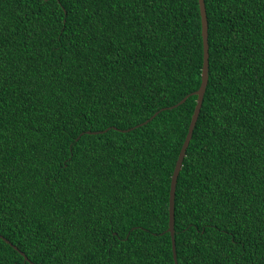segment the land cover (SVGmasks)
<instances>
[{
	"label": "trees",
	"instance_id": "trees-1",
	"mask_svg": "<svg viewBox=\"0 0 264 264\" xmlns=\"http://www.w3.org/2000/svg\"><path fill=\"white\" fill-rule=\"evenodd\" d=\"M204 4L176 260L264 264V0ZM202 58L197 0H0V264H174Z\"/></svg>",
	"mask_w": 264,
	"mask_h": 264
},
{
	"label": "water",
	"instance_id": "water-1",
	"mask_svg": "<svg viewBox=\"0 0 264 264\" xmlns=\"http://www.w3.org/2000/svg\"><path fill=\"white\" fill-rule=\"evenodd\" d=\"M198 1V8H199V14H200V22H201V36H202V46H203V58H202V69H201V83L199 88L191 93V95L196 96L195 101V107L193 110V113L190 118V122L187 128V133L184 138V141L181 145V148L179 150V153L177 155V159L174 165V169L170 178V187H169V197H168V228L167 232L170 234L171 237V247H172V256L174 264H177L176 260V252L175 255H173V246L175 245V239H174V197H175V188H176V182L177 177L180 172L182 162L185 156L186 149L188 147V144L191 140L192 133L196 124V121L199 116V112L201 109L204 93L206 90L207 82H208V64H209V47H208V33H207V18H206V11H205V4L204 0H197ZM207 50V51H206ZM188 96L184 97L178 104L172 106L175 107L177 105L182 104ZM170 107V108H172ZM159 112H156L151 116L147 121L144 122L146 124L148 121L152 120ZM90 134L91 132H87ZM102 132H93L91 134H97ZM6 243H9L7 240H5Z\"/></svg>",
	"mask_w": 264,
	"mask_h": 264
},
{
	"label": "snow or ice",
	"instance_id": "snow-or-ice-1",
	"mask_svg": "<svg viewBox=\"0 0 264 264\" xmlns=\"http://www.w3.org/2000/svg\"><path fill=\"white\" fill-rule=\"evenodd\" d=\"M121 7H122V5H121ZM207 51V50H206ZM2 87H3V84H2V82H0V89H2ZM175 252H176V247H175V245L173 246V255H175Z\"/></svg>",
	"mask_w": 264,
	"mask_h": 264
}]
</instances>
